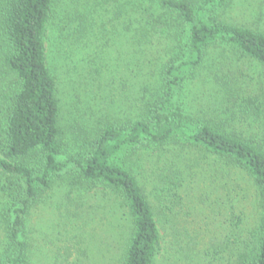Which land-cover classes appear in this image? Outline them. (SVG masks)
<instances>
[{"label":"trees","instance_id":"1","mask_svg":"<svg viewBox=\"0 0 264 264\" xmlns=\"http://www.w3.org/2000/svg\"><path fill=\"white\" fill-rule=\"evenodd\" d=\"M238 1L0 0V264H33L30 214L65 171L74 173L73 189L103 188L128 206L132 230L120 264H157L160 255L168 264H264V127L249 132L235 111L228 52L264 66V28L221 16ZM122 45L114 67L125 72L124 100L110 107L122 117H94L67 154L57 71L79 75L98 102L112 67L103 54ZM207 85L212 101L186 100ZM257 100L246 98L255 113ZM152 160L163 163L153 170L157 181L147 174ZM239 174L258 198L252 224L230 204ZM167 180L180 199L194 181L214 186L201 195L203 209H229L225 232L207 239L209 225L182 226L161 202Z\"/></svg>","mask_w":264,"mask_h":264},{"label":"rangeland","instance_id":"2","mask_svg":"<svg viewBox=\"0 0 264 264\" xmlns=\"http://www.w3.org/2000/svg\"><path fill=\"white\" fill-rule=\"evenodd\" d=\"M243 1L239 0L233 7L222 10L221 16L229 21L264 28V0ZM123 47L125 45L107 48L103 54L105 64L112 63V67L101 78L102 88L98 91L94 90L96 94L98 93L96 97L98 102L92 101V98L89 97V88L81 86L79 75L74 74L72 78H67L61 73L62 71H57L60 74L61 82V126L65 133L67 154L73 151L79 137H83L80 128L82 126L92 127L91 123L94 117H105L106 115L113 119L122 117L121 111L111 110L110 107L115 108L117 105H122L124 100L121 94L123 92L121 74L125 76V72L117 74L115 71L120 69H116L119 65L114 67L116 63H120L118 50ZM228 52L230 54L229 61L234 70H237L232 75L234 85L237 86L235 111L238 115H242V118H248V121L244 122V127H247L249 132L256 134L261 132L264 127V66L234 51L228 50ZM69 83L70 85L74 84V87L76 85L77 88L71 87ZM206 88L204 93H202V89L201 91L192 90L188 93L189 97L186 100L190 104L198 105L199 103L192 99L199 98L202 103L207 104L213 100L210 98L213 90L209 89L210 85H207ZM239 93L245 99L238 97ZM257 95L259 101H256V105H259V110L255 113L252 109L255 107L254 102L248 105L246 98ZM78 97L80 99H77ZM232 101L235 102L234 98ZM76 102L78 107L75 105ZM91 106H97L95 116L91 115L89 109ZM205 106L208 108L209 105ZM107 118L109 117L104 120ZM145 165L149 168L147 169L148 178L151 181L155 179L157 181L158 178L153 170L160 173L162 170L157 171V169L163 166V163L158 164L157 161L152 160L146 162ZM73 174L71 171H65L64 176L43 193L32 209L28 228L33 264H57L58 262V264H120L132 230V218H130L128 206L123 205L120 200L116 199V196L106 193L103 188L86 190L80 187L73 189L71 186ZM233 181L235 183L234 196L230 204L235 205L237 213L245 211L247 223L252 224L257 218L258 203L253 182L244 174H239V177L235 176ZM163 183H160L161 186H164ZM164 187H167L165 189L166 196L161 202L174 207V210L179 213L177 218L183 222L182 226H187L193 231L196 229L203 231L209 225L208 231L211 233L207 234V239L211 236L219 238L225 232L226 229L221 226V221L226 220L229 209L223 210V213L217 212V209L214 211L208 209L205 213L203 209L202 202L204 200L201 195L204 192L208 194L207 192L216 191L214 186L206 184L200 186L194 181L186 186L187 189L183 191L184 198L181 199L176 195L175 187L171 189L173 187L168 180ZM151 200L156 206L160 202H157L154 196ZM157 210H159L158 207ZM167 213L171 215L170 212ZM167 238L169 237L166 236V240ZM157 264H168V262L163 255H160Z\"/></svg>","mask_w":264,"mask_h":264}]
</instances>
